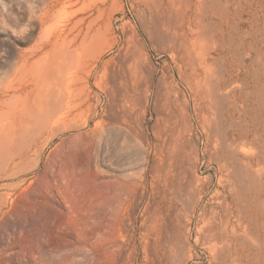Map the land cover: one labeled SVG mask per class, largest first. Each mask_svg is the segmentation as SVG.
I'll return each instance as SVG.
<instances>
[{
  "label": "bare ground",
  "instance_id": "bare-ground-1",
  "mask_svg": "<svg viewBox=\"0 0 264 264\" xmlns=\"http://www.w3.org/2000/svg\"><path fill=\"white\" fill-rule=\"evenodd\" d=\"M129 3L143 29L127 24L124 41L102 44L107 32L95 28L68 49L59 29L21 55L0 90V114L27 118L22 129L0 126V182L16 177L30 144L42 153L81 130L84 110L98 119L93 134L108 119L121 130L130 123L145 152L137 169L115 173L86 153L82 263L36 264H164L158 251L171 264H264V0ZM152 50L173 65L164 63L157 86ZM59 180L62 200L76 198L73 177ZM98 254L112 263H88Z\"/></svg>",
  "mask_w": 264,
  "mask_h": 264
},
{
  "label": "rangeland",
  "instance_id": "rangeland-1",
  "mask_svg": "<svg viewBox=\"0 0 264 264\" xmlns=\"http://www.w3.org/2000/svg\"><path fill=\"white\" fill-rule=\"evenodd\" d=\"M83 1L0 0V90L5 79L19 68L21 55L28 53L34 46L44 45L49 37L59 32V29L64 31H61V39L67 49L76 46L90 30L95 28L102 38L107 32L102 44L107 41L111 44L115 37L124 41L127 24L143 29L139 13L131 7L129 0H124L125 9L117 7L113 0ZM57 10L59 12L56 13ZM53 13H56V17ZM145 13L151 16L149 10ZM78 29L82 30L81 33ZM117 52L118 48L107 50L102 61L99 62L100 67ZM151 55L159 67L155 79L157 86L164 63L171 64V59L166 54L159 55L155 50L151 51ZM86 62H91L90 58H87ZM85 76V71H82V77ZM154 114L155 108L152 103L148 113L149 127L153 125ZM89 116L90 113L84 110L80 119L82 131H72L55 138L42 153H39V147L37 149L30 144L26 156L19 160L23 167L18 169L16 177L0 182V264L82 263V197L80 195L82 196V167L85 163L83 158H86L87 152L98 153L104 170L115 173L120 172L121 167L137 169V164H141L145 153L140 141L131 131L130 123L129 127L121 130L115 126L113 120L108 119L102 127L103 131L93 134L98 119L90 116L89 120ZM0 119L2 123L0 126H9L12 123L16 128L22 129L26 125L27 118L24 114L22 116V113L14 111L8 117L0 114ZM88 120L91 122L90 125L86 123ZM211 172L208 171L203 176H208ZM61 176L73 177L74 181L69 182V187L78 189V193L74 192L76 198L70 196L62 200L59 191L55 188L60 185ZM215 187L216 184L212 190H215ZM149 197L150 190L147 201L150 200ZM183 207V202H179V210ZM195 223L196 221L194 222L196 228ZM88 237L87 232L84 238ZM158 253L161 263L171 264V260L164 257V251ZM144 257L145 254L140 250L137 263L144 260ZM90 258L88 263H112L110 256L98 254L95 259L94 256ZM117 263L125 262L120 259Z\"/></svg>",
  "mask_w": 264,
  "mask_h": 264
}]
</instances>
